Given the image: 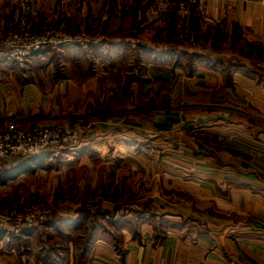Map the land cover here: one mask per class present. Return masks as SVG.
<instances>
[{
	"label": "crops",
	"instance_id": "1",
	"mask_svg": "<svg viewBox=\"0 0 264 264\" xmlns=\"http://www.w3.org/2000/svg\"><path fill=\"white\" fill-rule=\"evenodd\" d=\"M155 2L31 0L34 25L81 39L0 58V128L86 131L8 182L59 184L65 205L16 241L0 230V264H264V0H206L184 22L155 18ZM15 9L0 0V33ZM168 26L205 61L129 80L137 66L122 59L164 53Z\"/></svg>",
	"mask_w": 264,
	"mask_h": 264
},
{
	"label": "built area",
	"instance_id": "2",
	"mask_svg": "<svg viewBox=\"0 0 264 264\" xmlns=\"http://www.w3.org/2000/svg\"><path fill=\"white\" fill-rule=\"evenodd\" d=\"M205 2L206 0H156L153 14L156 17H166L174 9L177 21L183 22L191 16L192 8L198 14H203L206 10ZM31 17V0H16L13 16L5 17L1 21L3 29L0 33V58L23 64L47 47L78 41V36L53 24L34 25ZM14 120L16 119L10 118L11 123L0 128L1 161L16 162L58 146L76 144L86 131V127L78 121L44 127L40 118L32 119L26 125H17ZM128 207L135 209L134 204H129ZM58 210V206L44 204L0 206V230L20 236L23 230L48 221Z\"/></svg>",
	"mask_w": 264,
	"mask_h": 264
},
{
	"label": "rangeland",
	"instance_id": "3",
	"mask_svg": "<svg viewBox=\"0 0 264 264\" xmlns=\"http://www.w3.org/2000/svg\"><path fill=\"white\" fill-rule=\"evenodd\" d=\"M152 15H154L152 13ZM155 18H162V17H156L154 15ZM184 22V21H183ZM53 25H55L56 27H60V25H57L56 22L52 23ZM182 26V25H181ZM61 28V27H60ZM63 29V28H61ZM184 26L182 27L181 30L176 29V26H168L165 30V37L166 40L162 42L161 48L159 47L157 50H162L163 48L165 52L161 53L158 56H153V55H149V57H146L147 55H143L141 56L140 53H135L134 56H130L128 58H123L122 61L120 62V64L122 66H129V65H134L135 67L137 66V68H133L132 73H133V78H130L132 76H130L129 80H134L137 81L141 80V77H143L142 79L145 80L144 77H147V75L142 76L141 74V69H143V66L146 65H162L165 66L167 70H173L176 67H186L185 70H189L192 64H196L198 62H204L205 61V57L204 56H199L196 54H193V52L191 53V51H182L180 49H184L183 46V41H179L178 35L179 32L184 33ZM64 30V29H63ZM67 31V30H66ZM72 35L78 36L77 40L81 39V35L77 34L76 31H69ZM78 41L75 40L74 43H76ZM70 45V44H68ZM65 46V45H62ZM62 46H55V47H51V48H59ZM157 48V47H156ZM201 52H203L201 50ZM54 56L53 58L49 59L48 62H52L55 63ZM140 57H143V61H141L142 59H140ZM215 59L212 58L209 61H214ZM4 61L7 64H11V65H15L17 63L14 62H10V61H6L4 59ZM43 62V61H41ZM47 63V62H46ZM25 64V63H23ZM22 65V64H21ZM146 68V67H144ZM138 70V71H137ZM131 71V70H130ZM167 71L166 76H172L171 74H169ZM140 88L139 89H135L134 92L138 93L140 92ZM151 93L154 92V89L150 90ZM125 89L122 93L121 96H125ZM152 107V106H151ZM154 107H157V105H155ZM166 110L169 111L171 110L170 108H172V104L170 105H165ZM189 108V106H186V108ZM138 108H140V106H138ZM137 109V108H136ZM71 122V121H70ZM86 127V126H85ZM17 162V161H16ZM16 162H12V161H1L0 160V171L4 170V168H8L11 167L12 165L16 164ZM14 180V179H13ZM37 185V187H36ZM52 187H55V192L53 194H50L49 189L51 188V186L46 185L45 182L44 183H39V182H31L29 177H26L23 179V181H19L17 183H6V184H2L0 183V206H15V207H22V206H26V205H30V204H44V205H54V206H58V211H61L63 206L65 205L63 200H62V193L60 191V185H54ZM35 188H37L39 190V188L42 190V192H36ZM47 189V192H45V190ZM36 193H38L39 195H37ZM22 200V202H21ZM132 204V203H130ZM129 206V205H128ZM55 213H53V215L50 217V219L48 221L52 220V217L54 216ZM48 221L44 222L47 223ZM42 223V224H44ZM39 224V225H42ZM38 226L35 225L34 228ZM28 229H25L21 232L20 236H13L12 234H10L7 231H4L5 235H7L6 240H8V242L10 241H16L19 238H22V234ZM7 242V241H5ZM7 246L9 244H6ZM24 248H22L21 246L19 247V250L22 251ZM52 258V256H51ZM49 261H51L49 259Z\"/></svg>",
	"mask_w": 264,
	"mask_h": 264
},
{
	"label": "trees",
	"instance_id": "4",
	"mask_svg": "<svg viewBox=\"0 0 264 264\" xmlns=\"http://www.w3.org/2000/svg\"><path fill=\"white\" fill-rule=\"evenodd\" d=\"M38 156L39 155L21 158L16 162V164L12 165L11 167L4 168V170L0 171V183L6 184L22 173H28L32 168L36 166L35 161Z\"/></svg>",
	"mask_w": 264,
	"mask_h": 264
}]
</instances>
